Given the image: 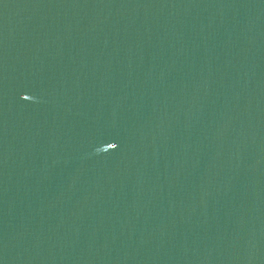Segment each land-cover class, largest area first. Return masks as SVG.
I'll return each instance as SVG.
<instances>
[{
    "label": "water",
    "instance_id": "water-1",
    "mask_svg": "<svg viewBox=\"0 0 264 264\" xmlns=\"http://www.w3.org/2000/svg\"><path fill=\"white\" fill-rule=\"evenodd\" d=\"M0 264H264V0H0Z\"/></svg>",
    "mask_w": 264,
    "mask_h": 264
}]
</instances>
